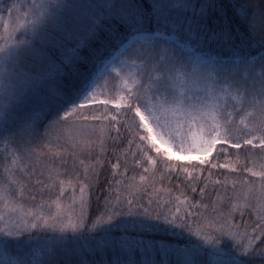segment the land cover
I'll return each mask as SVG.
<instances>
[{
  "label": "snow or ice",
  "instance_id": "obj_1",
  "mask_svg": "<svg viewBox=\"0 0 264 264\" xmlns=\"http://www.w3.org/2000/svg\"><path fill=\"white\" fill-rule=\"evenodd\" d=\"M257 157L264 0H0V264H264Z\"/></svg>",
  "mask_w": 264,
  "mask_h": 264
},
{
  "label": "rangeland",
  "instance_id": "obj_2",
  "mask_svg": "<svg viewBox=\"0 0 264 264\" xmlns=\"http://www.w3.org/2000/svg\"><path fill=\"white\" fill-rule=\"evenodd\" d=\"M160 147L162 148V150H169L167 145H160ZM171 151L174 152V149H172Z\"/></svg>",
  "mask_w": 264,
  "mask_h": 264
},
{
  "label": "trees",
  "instance_id": "obj_3",
  "mask_svg": "<svg viewBox=\"0 0 264 264\" xmlns=\"http://www.w3.org/2000/svg\"><path fill=\"white\" fill-rule=\"evenodd\" d=\"M256 162L257 164H259L260 162H264V161H261L258 157L256 158ZM139 179V177L137 176V180Z\"/></svg>",
  "mask_w": 264,
  "mask_h": 264
}]
</instances>
